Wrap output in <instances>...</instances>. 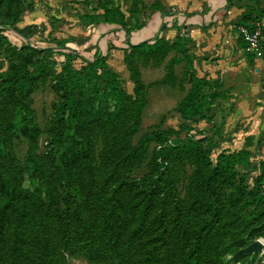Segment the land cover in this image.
I'll list each match as a JSON object with an SVG mask.
<instances>
[{"label": "rangeland", "instance_id": "374dc122", "mask_svg": "<svg viewBox=\"0 0 264 264\" xmlns=\"http://www.w3.org/2000/svg\"><path fill=\"white\" fill-rule=\"evenodd\" d=\"M155 1L0 0V167L18 192L34 195L32 215L21 219L14 212L3 226L0 264H122L118 251L127 262L128 252L136 256L139 249L142 216L131 211L148 201L138 194L145 188L152 201L141 229L148 234L143 246L159 247L163 264H181L184 241L199 229L206 237L188 248L189 264H264V0H234L242 13L259 18L258 54L235 49L231 66L227 54L211 58L226 60L217 68L208 60L196 66V76L208 81L202 92L211 103L202 119L186 121L176 111L191 83L172 46L175 36H163L153 53L106 57L96 75L115 77H93L82 90L66 86L63 56L48 61V54L30 48L72 36L78 43L85 37V13L120 11L140 23ZM66 46L90 63L97 59L96 51ZM72 66L79 70L85 63L79 59ZM113 88L120 91L118 105L105 95ZM178 138L193 139V147L170 150ZM242 150L248 168L218 175L202 199L218 155ZM30 157L39 171L35 186L24 171ZM18 220L14 231L10 225ZM90 228L99 232L94 250L109 249L106 256L87 252Z\"/></svg>", "mask_w": 264, "mask_h": 264}, {"label": "trees", "instance_id": "16d2710c", "mask_svg": "<svg viewBox=\"0 0 264 264\" xmlns=\"http://www.w3.org/2000/svg\"><path fill=\"white\" fill-rule=\"evenodd\" d=\"M139 10L141 8L139 7ZM148 12H153V11H159L161 10V4L159 3L158 0L155 1L153 5H150L148 7ZM148 15V14H147ZM147 17V16H146ZM81 22L84 26H93V25H99L101 23H108V24H116L120 26L125 32V39L126 42L128 43V37L129 34L132 31L140 29L144 25V20L140 23H137V18L135 19V23L131 22L128 19H125L124 15L120 11H111V10H104L103 13H85L81 15L80 17ZM259 22L258 17H253L250 14L247 13H242L240 19L238 22L235 24L236 27L238 26H244L249 29L252 28L254 23ZM165 26L163 25L161 30H164ZM163 36L157 37L152 43L150 42H141L137 45H130L128 44V47L126 50H124V59L126 58L129 60L130 54L133 52H147V53H153L156 52L158 48L161 47V44H163ZM55 41V42H54ZM70 41V38H64L62 40L60 39H53V45L52 47H46V48H35L31 47L32 49H35L36 52H42L46 53L48 61H54V59H57L59 56L64 57V65L62 67V73L66 75V86L71 85V86H76L78 85L81 87V90L86 86V84L90 83L91 79L93 77H103L106 79V81H111L112 76L113 78L115 77L112 73H104L103 75L97 76L96 71L98 67H106V56H100L99 54L96 56L97 59H94V63H90L82 58L76 51L69 49L66 44ZM238 46L240 48L244 49V41L243 39L239 36L237 39ZM190 44V39L189 37L179 31L173 41H172V46L175 47L180 53H181V59L188 71L190 72V83H191V88L188 93V95L179 101L176 105V111L181 115V117L186 120V121H191L195 118L202 119L205 117V111L209 108L210 106V99L208 95L203 94V88L208 85V81L202 77L196 76V71L193 67V57L189 53V48ZM82 60L85 63V66L81 69H75L72 66V63L76 62L77 60ZM50 64H48L49 66ZM47 65H40V70L45 68ZM85 72V75H84ZM115 86V85H114ZM68 87V86H67ZM105 95L109 97L110 100L113 101L114 104L118 105V102L121 98L120 91H118L116 88H113L111 91L105 92ZM81 98V97H80ZM68 103L71 105L74 104V99L71 96L67 97ZM67 103H63V105H66ZM116 108V107H115ZM193 139L187 138L184 140L177 139L173 144L172 148L173 149H178L180 152H184L189 150L190 148L193 147ZM247 151L242 150L236 153H231V154H226L222 153L218 155L217 158V163L213 169H208L207 170V176L204 179L202 189L204 187L205 192L201 193L202 199H206L208 197V191L211 187L212 181L214 178H216L218 175H223L224 173H230L234 174L235 173V167L236 166H242L243 169L248 168L249 163H248V156H247ZM133 160L136 161V158L133 157ZM240 163V164H239ZM24 171L25 175L27 177V180L30 185L35 186L37 183V178L39 176V171L37 168V163L36 160L33 159V157L28 158L25 161L24 165ZM146 178V177H145ZM141 180V179H140ZM143 182V180H142ZM191 184V183H190ZM209 188V189H208ZM196 190L194 187L191 189ZM207 192V193H206ZM138 194H143L144 197L147 198L148 201L146 203H140L135 209L131 211L134 216H142L140 217L141 220H137V222H140L137 224V232H140L138 237L135 239L138 242L139 249H134L136 256H134L133 253H129V257L127 262H125V257L126 255L124 253H120L118 251V257L120 258L122 264H163L162 259H158V248L152 249V250H146L144 249L143 244L146 242L148 238V234H146L145 230L141 229L144 227V225L148 221V212L149 206L147 204L151 203L152 199L150 197V194L147 191V188L145 190L138 192ZM34 195L31 190L28 189H23L21 191H17L14 185H11V183L8 181V179L5 177L4 173L1 170L0 167V245L1 242H5L4 237H5V231L3 229V226L7 223V220L9 219V215L13 214L16 212L17 216H19L21 219L22 218H27L28 216H31L32 213L29 211L28 205L29 202L33 201ZM196 203L200 204L201 206L203 203L198 200L195 201ZM195 202H191L193 204L192 211L194 212L196 209L194 208ZM115 209V208H114ZM200 218V217H199ZM103 221V220H102ZM20 220L16 221L13 223L11 228L16 231L17 226L20 225ZM10 231V229H8ZM194 234L195 242L192 241V236ZM204 231L202 229L195 230L191 233L189 238L184 241V244L182 245L181 249V255H179L181 264H189L190 259L185 257L187 254L188 248L194 244L196 245L199 240H205V235ZM134 233H130L128 235H123L121 237L122 241H124L127 236L134 238ZM3 240V241H2ZM85 243H89L87 245V252L90 253V256H97V258H101L103 255H107L109 253V249H95L94 250V245L97 244L96 242H99V232L94 229L90 228L88 230V233L86 234L84 238ZM133 242V241H132ZM134 244V243H132ZM200 250V248H199ZM193 251V248H192ZM1 254V253H0ZM148 255V256H147ZM141 256V257H140ZM151 256V257H149ZM169 258V257H168ZM150 261V263H148ZM120 264V263H119Z\"/></svg>", "mask_w": 264, "mask_h": 264}, {"label": "crops", "instance_id": "0c3cea01", "mask_svg": "<svg viewBox=\"0 0 264 264\" xmlns=\"http://www.w3.org/2000/svg\"><path fill=\"white\" fill-rule=\"evenodd\" d=\"M158 1L161 10L148 12L144 25L129 34L128 43L120 26L101 23L85 26V37L77 43L76 38L72 36V40L67 44L81 47L91 54L96 51L108 58L119 53L123 57L128 44L152 43L157 37L175 36L180 31L190 39L189 53L194 57V69L198 64H207L206 60L212 61L214 68L222 66L226 64V60L214 61L211 58L224 57L226 54L228 66L233 64L232 55L235 49L241 50L234 28L242 14V10L234 5V0ZM163 25L165 29L161 30ZM93 33H97L100 42L93 40Z\"/></svg>", "mask_w": 264, "mask_h": 264}, {"label": "built area", "instance_id": "2783aa9c", "mask_svg": "<svg viewBox=\"0 0 264 264\" xmlns=\"http://www.w3.org/2000/svg\"><path fill=\"white\" fill-rule=\"evenodd\" d=\"M238 35L244 41V51L250 55H256L261 51L262 46V27L259 22L254 23L251 29L238 26Z\"/></svg>", "mask_w": 264, "mask_h": 264}]
</instances>
